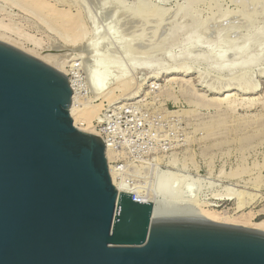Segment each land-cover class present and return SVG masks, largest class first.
<instances>
[{
  "label": "rangeland",
  "instance_id": "1",
  "mask_svg": "<svg viewBox=\"0 0 264 264\" xmlns=\"http://www.w3.org/2000/svg\"><path fill=\"white\" fill-rule=\"evenodd\" d=\"M49 1L80 12V39L21 0H0V21L38 40L39 52L61 55L81 104L131 80L130 92L103 101L93 119L121 176L148 196L187 192L190 201L263 219L264 0ZM226 94L231 101L213 100ZM166 170L177 179L160 181Z\"/></svg>",
  "mask_w": 264,
  "mask_h": 264
},
{
  "label": "water",
  "instance_id": "2",
  "mask_svg": "<svg viewBox=\"0 0 264 264\" xmlns=\"http://www.w3.org/2000/svg\"><path fill=\"white\" fill-rule=\"evenodd\" d=\"M66 75L0 41V264H264V232L119 192Z\"/></svg>",
  "mask_w": 264,
  "mask_h": 264
},
{
  "label": "bare ground",
  "instance_id": "3",
  "mask_svg": "<svg viewBox=\"0 0 264 264\" xmlns=\"http://www.w3.org/2000/svg\"><path fill=\"white\" fill-rule=\"evenodd\" d=\"M23 2V5H27L29 8L32 10L34 9L35 11L39 12L43 16L48 17V20L50 23L57 25L64 34H66L69 38H71L73 41H76L77 39H80L82 34L85 32V26H84V21L82 20V16L79 11L73 12L69 7H59L57 4L52 3L49 0H21ZM145 2V1H144ZM139 3V2H138ZM146 3V2H145ZM26 6V7H27ZM28 10V9H27ZM4 20L0 21V41L4 42L8 45H11L21 51H23L26 54H29L41 62L45 63L46 65L58 70L59 72L65 73V68L63 62L58 60L61 58L57 56V54H52L53 52L46 54H43L42 52H39L37 50V45H39L38 40H34L33 37L21 30L23 29H18L19 27L16 26H11L8 22H3ZM6 21V20H5ZM48 23V22H46ZM16 27V28H15ZM114 27H109L108 30H115L112 29ZM116 32V31H115ZM15 35V36H13ZM28 42H33L34 43V48H26L25 43ZM37 46V47H36ZM48 50V49H47ZM59 57V59L57 60ZM57 60V61H56ZM65 63V62H64ZM64 68V70H63ZM179 69V68H178ZM183 69V68H182ZM177 71V70H176ZM188 71V70H187ZM186 72V71H185ZM119 78V77H118ZM69 82L71 84L72 90H73V97H72V103L70 105V115L73 120L74 126H76L78 129L91 133L97 136L99 132L97 133L95 128V124L93 122V119L101 113L102 110V104L103 101H107L108 104L112 103L119 95L124 93L126 90L132 86L130 82L131 80L127 79L126 77L121 79L119 78L118 81L115 82L113 87H110L108 91L103 90V94H99L100 97V102L95 103L92 101H89L87 104L79 103L78 96H77V90L74 85V81L70 78ZM117 80V79H116ZM247 88V87H245ZM221 89V88H220ZM220 89H214L209 88L210 91H213L215 93H220ZM241 90L243 88H240ZM256 86H253L252 88H247L245 89L248 93H251L255 91ZM130 90V89H129ZM222 90V89H221ZM229 90V89H228ZM244 89L243 91L246 92ZM99 93H102L101 90H99ZM105 91V93H104ZM126 91V92H127ZM132 91V90H131ZM130 92V91H128ZM226 92V91H225ZM136 94V92H132ZM98 94V93H97ZM230 94V93H229ZM226 94L223 98H214L213 100H216L218 102H223V101H231V95ZM98 95V96H99ZM123 95V94H122ZM128 96L132 94H127ZM126 95V96H127ZM222 95V94H221ZM97 96V95H96ZM97 96V97H98ZM133 96V95H132ZM233 96V95H232ZM124 97V95H123ZM130 98V97H129ZM237 98V97H235ZM248 100V99H247ZM252 100V99H251ZM251 102V101H250ZM249 102V103H250ZM110 105V104H109ZM103 132V131H102ZM100 137V136H98ZM102 138V137H100ZM103 141L105 143L106 147V158L108 160V168L111 176L112 183L114 186L117 188L119 192H128L131 194L136 195V199L142 202H152L153 204V212H152V220H153V215L154 212L164 208L165 206H178V207H190V208H196L197 212L204 217H207L211 221L223 223V224H229V225H236L240 227H245V228H250L253 230H258L261 232H264V218L260 219L258 221H255L253 219L254 213L252 211L244 212L242 211L241 213H229L226 209H215L210 206V204H205V202H197V201H190L186 198V193L183 192L177 199L174 200H163L159 198L158 196H148L147 194H144L143 192H140L139 189L136 190L131 184H129L123 176L120 174V166L112 165V160L114 159V152L112 151V145L104 139ZM175 160H173L174 162ZM157 162V161H156ZM170 161L169 163H171ZM174 163L173 165H175ZM171 165V164H170ZM160 181L162 182H168L177 179L176 174L171 173L169 171H164L159 174ZM147 193V192H146ZM221 196V195H220ZM229 196V195H228ZM188 197V196H187ZM241 198V197H240ZM244 202V201H242ZM241 202L238 203L237 208H242ZM239 211V210H238Z\"/></svg>",
  "mask_w": 264,
  "mask_h": 264
},
{
  "label": "built area",
  "instance_id": "4",
  "mask_svg": "<svg viewBox=\"0 0 264 264\" xmlns=\"http://www.w3.org/2000/svg\"><path fill=\"white\" fill-rule=\"evenodd\" d=\"M133 198L136 199V195L135 194H133Z\"/></svg>",
  "mask_w": 264,
  "mask_h": 264
}]
</instances>
